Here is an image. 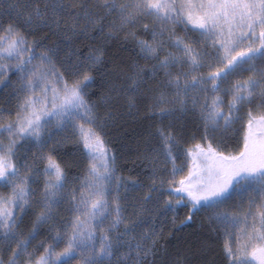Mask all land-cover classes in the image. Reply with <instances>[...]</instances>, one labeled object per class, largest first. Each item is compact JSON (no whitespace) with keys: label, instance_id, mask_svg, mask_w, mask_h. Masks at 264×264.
I'll list each match as a JSON object with an SVG mask.
<instances>
[{"label":"snow or ice","instance_id":"snow-or-ice-1","mask_svg":"<svg viewBox=\"0 0 264 264\" xmlns=\"http://www.w3.org/2000/svg\"><path fill=\"white\" fill-rule=\"evenodd\" d=\"M0 86L17 100L0 110V264H204L208 239L161 245L180 208L181 227L223 229L230 264H264V0H0ZM144 105L172 167L139 153L136 197L104 135ZM189 113L203 133L177 155L171 121ZM70 139L87 161L72 181Z\"/></svg>","mask_w":264,"mask_h":264},{"label":"trees","instance_id":"trees-1","mask_svg":"<svg viewBox=\"0 0 264 264\" xmlns=\"http://www.w3.org/2000/svg\"><path fill=\"white\" fill-rule=\"evenodd\" d=\"M183 34V33H181ZM115 47H109V53H113ZM13 85H15L16 77L12 75L11 77ZM94 89L96 86H93ZM11 88H4L0 86V110L11 109L15 111L17 100L11 95ZM243 115V111L241 112ZM179 116V114H177ZM164 125L166 126L169 121L165 120ZM171 123L173 124V131L178 137H182L180 146L174 149V154L179 155L183 148L188 147L189 143L192 142V135L195 134L197 142L203 133V124L199 118L198 113H189L182 118H173ZM222 123V122H221ZM120 125L114 126L106 130L104 135L105 146H107L110 154H115L118 160V166L120 171L118 175L124 177H131L142 183L145 187L144 190L137 193H131L130 196H142L147 192V186L149 181L147 177L151 174L152 165L143 159L142 153L146 148L152 147L159 152L161 155L157 161V168L160 170L161 174L167 176L168 171H170L172 165L169 161L164 159L162 155L163 149L161 147V141L155 135L156 128L160 127V121L157 118L155 121L151 119V110L147 105H144L137 118H127L126 120H121ZM236 127H239L237 124ZM149 131L152 136L149 138ZM222 133L217 132V140L213 143H217L218 138ZM224 135L230 136V133H223ZM68 136H72L71 131L67 133ZM230 150H234L231 149ZM34 151V149H33ZM60 154L58 159L69 160L74 159L78 166L71 167L68 169L69 181H72L74 177L82 176L87 168V161L83 157L82 153L78 151V145L73 140H68L59 150ZM31 155L27 152V146L21 149V155ZM177 164L183 166L184 157L180 155L177 160ZM185 168V172H186ZM179 179V177H177ZM167 187V185H165ZM167 199L165 195L162 200ZM161 200V203H162ZM152 207L151 204L148 205ZM159 211L163 213V209L160 208ZM187 208H180L175 213L176 222L173 225L172 213H167L166 215L161 214L158 218V222L162 221L165 225L164 239L161 241V245H167L171 251H176L179 247L183 249L186 242H195L198 239H208L210 243V248L207 250L206 255L203 257L204 264H230L227 259L224 245L227 241V236L225 235L222 228H218L216 232H212L209 239V226L207 222V214L201 213L193 217V222L188 226L181 227L180 222L185 219L187 213ZM25 224L28 225L29 221L26 220ZM27 233V228H25ZM51 234L47 232L46 229L41 230V234L37 240L33 241V246L37 247L41 240H50ZM42 251V249H41ZM5 258H7L8 253H5Z\"/></svg>","mask_w":264,"mask_h":264},{"label":"rangeland","instance_id":"rangeland-1","mask_svg":"<svg viewBox=\"0 0 264 264\" xmlns=\"http://www.w3.org/2000/svg\"><path fill=\"white\" fill-rule=\"evenodd\" d=\"M107 147V146H106Z\"/></svg>","mask_w":264,"mask_h":264}]
</instances>
